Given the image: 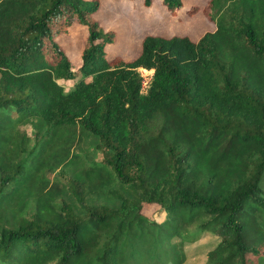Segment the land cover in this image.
I'll list each match as a JSON object with an SVG mask.
<instances>
[{
  "label": "trees",
  "instance_id": "obj_1",
  "mask_svg": "<svg viewBox=\"0 0 264 264\" xmlns=\"http://www.w3.org/2000/svg\"><path fill=\"white\" fill-rule=\"evenodd\" d=\"M97 8L0 0V264H188L205 233L204 264H264V0H206L213 27L146 33L129 59Z\"/></svg>",
  "mask_w": 264,
  "mask_h": 264
},
{
  "label": "rangeland",
  "instance_id": "obj_2",
  "mask_svg": "<svg viewBox=\"0 0 264 264\" xmlns=\"http://www.w3.org/2000/svg\"><path fill=\"white\" fill-rule=\"evenodd\" d=\"M206 0H183L185 5L195 4L197 11L187 15L184 10L176 13L168 12L161 4L160 0H151L150 5L145 6L142 0H98L97 11L92 15L98 19L103 29H111L114 33V41L108 44L106 51L108 53H117L123 59L133 57L139 49V40L146 33H155L160 35H170L174 33L186 34L191 39H195L206 29L213 27V23L207 21L201 8ZM68 32L59 34L58 41L70 57L72 66L76 67L80 62V46L84 27L72 24ZM64 86H69L71 80L64 81ZM29 133L27 125L21 126ZM80 145L90 149L92 140L83 137ZM82 152V149L80 150ZM89 154L95 159H99L98 151ZM142 212L148 217H158L159 209L154 205H144ZM214 243V236L209 233L202 235L199 240L184 245L186 251L185 262L188 264H204L205 251Z\"/></svg>",
  "mask_w": 264,
  "mask_h": 264
},
{
  "label": "built area",
  "instance_id": "obj_3",
  "mask_svg": "<svg viewBox=\"0 0 264 264\" xmlns=\"http://www.w3.org/2000/svg\"><path fill=\"white\" fill-rule=\"evenodd\" d=\"M139 73H140V76H141L139 91L140 92H145L146 87H147V85L149 83V80H150V76H151L152 70L151 69L140 68L139 69Z\"/></svg>",
  "mask_w": 264,
  "mask_h": 264
},
{
  "label": "bare ground",
  "instance_id": "obj_4",
  "mask_svg": "<svg viewBox=\"0 0 264 264\" xmlns=\"http://www.w3.org/2000/svg\"><path fill=\"white\" fill-rule=\"evenodd\" d=\"M139 69H140V68H139ZM139 69H138V70H139Z\"/></svg>",
  "mask_w": 264,
  "mask_h": 264
}]
</instances>
